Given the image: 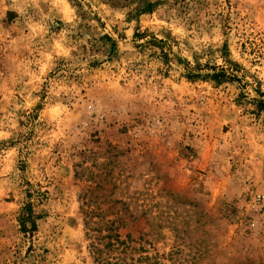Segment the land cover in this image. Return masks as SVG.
I'll return each mask as SVG.
<instances>
[{"label":"rangeland","instance_id":"rangeland-1","mask_svg":"<svg viewBox=\"0 0 264 264\" xmlns=\"http://www.w3.org/2000/svg\"><path fill=\"white\" fill-rule=\"evenodd\" d=\"M257 101L264 0H0V264H264Z\"/></svg>","mask_w":264,"mask_h":264},{"label":"trees","instance_id":"trees-1","mask_svg":"<svg viewBox=\"0 0 264 264\" xmlns=\"http://www.w3.org/2000/svg\"><path fill=\"white\" fill-rule=\"evenodd\" d=\"M212 77H216L217 74L211 75ZM261 106L264 105L262 101H257ZM26 208V207H24ZM30 215L29 212H23L21 216L19 217L20 224L22 227L25 226V220ZM115 219L107 220V225L102 228L100 227H86L88 231L91 230V233H89V237L91 238L90 241V247L91 252L93 253L94 260L97 261L100 264H121V262L116 260H110L107 256L103 255V249L106 247H113L115 244L120 245L124 244V241L119 238V234L117 232V228L119 227L117 224L115 225ZM85 226L88 225V220L84 221ZM119 224V223H118ZM103 230H106L107 232L105 234H102L101 232ZM92 231H94L92 233ZM88 234V232H87Z\"/></svg>","mask_w":264,"mask_h":264}]
</instances>
